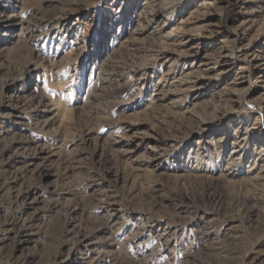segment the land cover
<instances>
[{
    "label": "rangeland",
    "instance_id": "1",
    "mask_svg": "<svg viewBox=\"0 0 264 264\" xmlns=\"http://www.w3.org/2000/svg\"><path fill=\"white\" fill-rule=\"evenodd\" d=\"M201 1L166 0L152 29L146 0H0V223L35 226L22 245L4 235L0 264H264V188L219 178L222 138L257 120L249 141L264 147L256 74L230 107L175 83L193 66L181 42L236 51L250 41L236 36L241 13L264 0Z\"/></svg>",
    "mask_w": 264,
    "mask_h": 264
},
{
    "label": "bare ground",
    "instance_id": "2",
    "mask_svg": "<svg viewBox=\"0 0 264 264\" xmlns=\"http://www.w3.org/2000/svg\"><path fill=\"white\" fill-rule=\"evenodd\" d=\"M228 2L231 7H235L237 5L243 6L247 2H252V0H228ZM168 3L166 0H162L161 2L159 0H146L145 5L153 9V14L151 15L152 18L150 20L151 26L149 28L153 29L157 27L155 21L160 14L168 9ZM221 3H223L222 0H203L200 2L202 7L208 11L214 6V4L218 5ZM241 15L243 18L236 26V36L242 38L250 37V41L246 44H242L236 51H234L231 46L227 45L228 43L226 41L217 38L215 42L218 44L219 50L215 55L209 56L206 53L202 54V51L197 44H192V38L184 40L181 42L182 47L180 53L186 58L193 60V66L188 72L180 75L179 79L175 80V83L179 84L178 86H180L182 93L195 94V98L210 96L212 95L211 93L221 94L223 97H226L227 107H230L238 102L234 98V95H236V92H238L237 90L245 83L249 70H252L258 79V84L255 88V97L253 100L255 101V104H257L258 107L264 111V49L258 50L256 48L259 41L264 38V5H255L253 8H248L247 10H244ZM10 22L11 21L7 18V16L0 14V26H4ZM209 33H214V31H209ZM162 37L166 38L168 36ZM160 56L161 58H164L165 54L162 52ZM218 68L222 69L215 73ZM202 81H206V83L202 84ZM237 109L239 110V108ZM237 109L231 108L225 115L232 116V120L234 121V119L237 118V116H235V114L238 113ZM184 111L187 116H194L195 108H188ZM249 121L251 122L248 126H246L243 136H239L238 138L233 137V139H231L232 141L228 142L230 135H227L226 138L224 137L221 141H219L222 143L220 147L227 150L228 161L225 168L220 172L219 178L225 180L229 176L237 177L239 174L242 176L244 173H247V176L248 174H253L251 177H245V179L249 181L248 184L253 187V189H259L264 188V147L259 148L258 153H254V147H251L252 143L249 141V137L254 134L253 131L256 130L258 121ZM220 128V126H216L213 130L214 132H220ZM226 134L228 133L225 132L224 135L226 136ZM30 143L31 141L26 142L27 145ZM257 166H259V169L255 172V168ZM247 168L249 169L245 170ZM18 196L20 195L17 191L14 198L17 199ZM246 201L249 203L252 199H248ZM105 203L107 202H103V205L110 206V204ZM32 221L33 220L31 218L26 220H20L17 217L4 219L0 223V245L3 244L6 238H8L11 234L18 238V244L22 245L26 243L28 239L33 236V229L35 226L31 224ZM7 234L8 236L4 237V235ZM85 239L86 237L84 234L77 233V236L72 242V250L77 251L79 249L83 251L82 248H84V246L88 247V245L84 244L86 241ZM88 250L90 249L88 248ZM9 255L11 257L12 253ZM82 255L84 256L86 254L82 253ZM82 260L85 264L92 261H87V257ZM15 261L16 264H24L26 262L25 260L18 259Z\"/></svg>",
    "mask_w": 264,
    "mask_h": 264
}]
</instances>
